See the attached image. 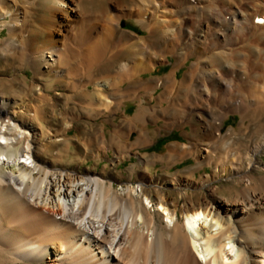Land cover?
I'll return each mask as SVG.
<instances>
[{"label":"bare ground","instance_id":"6f19581e","mask_svg":"<svg viewBox=\"0 0 264 264\" xmlns=\"http://www.w3.org/2000/svg\"><path fill=\"white\" fill-rule=\"evenodd\" d=\"M132 17L149 33L140 35L124 28L123 22ZM5 28L8 35L3 38ZM69 37H74V43L68 42ZM21 45L38 78L57 73L58 81L73 86L66 81L68 77L97 74L95 88L80 80L81 89H75L87 94L90 108L103 114L105 121L112 119L119 135L118 131H124L128 137L132 126L118 129L116 117L124 116L122 122L131 123L134 118L120 111L126 97H138L142 88L158 86L176 95L191 91L188 94L196 100L203 95L202 103L233 102L239 113L245 117L253 113L252 119L264 125V96L258 94V86L264 87V0H0V52L9 59ZM170 55L185 57V63L195 57L180 82L178 67L163 79L140 82L143 72L157 69L150 58ZM105 64L108 71H103ZM238 69L243 81L225 82L224 75L235 79ZM4 74L1 87L11 90L20 82L13 68ZM219 86L232 101L218 100L211 93L219 91ZM31 89H40V108L26 107L18 98L0 94V264H264V175L252 171L255 156L250 157L248 168L221 173L235 176L238 182L230 196L181 205L164 194L162 187H189L193 182L183 175L135 180L130 173L117 186L119 174L114 166L124 155H107L113 166L110 171L111 164L101 171L55 161L52 156L59 154L55 149L70 137L45 131L35 122L36 115L45 116L54 109L55 100L42 86ZM56 94L64 96L60 90ZM177 99L168 100L166 113L176 109ZM159 104L141 102L139 118ZM197 109L192 110L194 122L189 121L196 139L215 133L214 137L221 138V131L213 129L214 119ZM77 139L83 155L85 140L80 133ZM115 141L119 146L123 143ZM88 142L93 145L95 137ZM204 143L195 144L194 157L206 162L210 152ZM117 144L111 143V148H118ZM177 145L170 144L169 152L181 160L185 155L181 148L176 150ZM263 146L264 140L253 155ZM226 156L235 159L238 154L229 151ZM142 163L146 164L143 157ZM143 197L165 214L166 222L156 218Z\"/></svg>","mask_w":264,"mask_h":264},{"label":"rangeland","instance_id":"374dc122","mask_svg":"<svg viewBox=\"0 0 264 264\" xmlns=\"http://www.w3.org/2000/svg\"><path fill=\"white\" fill-rule=\"evenodd\" d=\"M129 1L133 2L134 0ZM123 27L131 31L136 30L134 32L140 35L149 33L137 23L135 17L127 20V23L124 21ZM7 35L8 29L5 28L2 32V37L5 38ZM73 38L69 37L68 42L74 43ZM22 41L25 42L26 37H23ZM113 45L114 43L111 44L110 48H112ZM260 45L263 44L260 43ZM22 46L23 45H21L19 50L13 56H10L9 59L7 58L8 60L2 56L0 52V78L6 75L4 72L7 68H13L20 75V82H15L14 85L10 87L12 88L11 90L0 86V94L11 96V98H18L21 104L29 108H36L43 103L40 89L32 90V87L36 88L42 86L46 95L51 94L54 96V109L48 112L45 116L36 115L34 120L45 131L52 130L55 132L53 133L55 135L57 134L62 137L68 135L70 137L69 140L60 143L55 149V153L59 154L52 156L61 166H72L79 169L94 168L101 171L109 170L113 166L107 155L117 158V156L122 154L124 156L120 157L124 159L121 161L118 160V164L114 166V170L119 174L116 176L119 180L116 181L117 186H120L118 183L120 180L128 179L130 173L134 176L135 180L144 176H152L154 178L160 176L161 178H164L172 176L179 177V175H183V179L193 182L189 187L182 185L179 186L178 184L162 187L164 188L162 189L164 194L165 192L166 194L169 193L175 199L179 200L181 205L191 204V202H196L198 199H205L207 197H224L233 194V187L238 185L236 177L231 176L230 174H224L221 176V173L223 170H229L231 168H248L251 162L250 157L252 156H255V162H253L254 164H251V166H253L252 171L256 172L255 174L259 175V177L264 175V146L260 152L253 155L263 143L264 125L258 124V120L252 119L253 117L250 115L253 113H250L247 117L243 115L244 112L239 113L237 109L232 107L233 102L230 104L222 102L221 99L223 98H229L230 101H232L231 97H227L222 93L223 91H227L225 88L219 86V91H211L218 100H221L218 101V104L216 105L211 104L210 102L202 103L203 95L197 97L196 100L192 93L188 94V92L191 91H184L182 94L176 95L174 91H165L161 86H158L156 89L148 88L147 90L142 88V91H139L138 97L136 95L126 97L127 99L122 103V110L120 111H124L125 115L134 118H132L131 123L128 121L122 122L124 116L116 117L118 122L115 126L118 129L124 127V124H126L127 127L132 126L127 129H130L129 137L134 144L133 147H131L132 141L128 139L127 134H117V131L114 130L115 127L112 125L113 123H111L112 119H110V121H105L103 114H98V110L90 108V102L86 101L89 99L87 94L79 93L77 91L78 89H75H81L79 85L80 80V82L89 83L90 88H95L94 83H96L95 77H97V74L94 73L93 75L92 72L90 74L83 72L80 77H68L66 81L69 83L73 82V86L58 81V78L60 77L57 73H52L51 76L40 75L38 78L34 71V67L30 62L29 55L25 52ZM184 59L185 57L181 59V55H170L168 58L163 56L154 57L153 60L150 58L149 61L151 62V65L156 64L157 69L143 72L145 78L140 82L146 83L149 81L151 82L153 78V80H155L157 78L163 79L164 77H168L172 70L177 67L176 79L180 82L195 62V57H191L186 63L184 62ZM106 65L107 64L103 67V71L109 70L106 68ZM118 66L119 63L117 62L114 68H117ZM238 72L239 76L235 79H231L228 75H224L223 78L225 79V82H231V80L242 82L243 75L241 74V70L238 69ZM74 79L77 80L73 81ZM174 79L175 76L171 78L172 81H175ZM198 82H200V80H198ZM141 83H139V85ZM134 86H136V84ZM150 86L153 87V84H150ZM258 89H260L258 94L264 96V87L258 86ZM58 90L62 91V94H64L63 97L56 94ZM76 93L82 98L76 95ZM243 93V91L240 92L241 95ZM175 96H178V101H174L178 103V106L175 107L176 109H172L166 113L165 109L169 104L168 100H174ZM131 97H133V99H131ZM80 99H84V101L81 102ZM208 100H210L209 97ZM141 102L142 105L150 106L158 103L160 104L158 107L150 108V113L147 112V114L140 119L138 113ZM205 105H208L209 108L204 109L206 108ZM193 108H199L206 116H211L215 121L213 123V125H215L213 129L216 130L215 132L219 133L221 131L220 133H222L220 134L221 138L214 137L213 135H216L215 133L211 134L205 140L201 139V144L205 142L208 147L206 152H208V150L210 152V159L209 161L207 159L206 162L192 157L193 154H188L195 152L194 145L197 143L196 136L192 132L193 125L191 122L189 123V121H192V123L194 122L192 119ZM199 109L197 110L199 111ZM157 110H160V112ZM231 110L236 112V116ZM54 115H57L58 119L54 118ZM146 117L148 118L147 120L145 119ZM261 119H264V115ZM67 129L70 130L67 131ZM104 132H106V134H104ZM77 133H80L82 142L85 140L83 142L85 144L83 149L87 148L85 151L88 152H85L83 155H81L82 151H79L80 147L78 148V146H76L78 142ZM139 133L143 134L141 135ZM224 134H227L225 138H223ZM91 136L95 137V142L93 144L94 147H105V145H107L106 148L108 149L102 148L99 158L96 157L97 152L93 154L91 146L87 144V140ZM105 136L107 138H105ZM120 137L124 144L121 142L122 145L118 146V148H111V143H116L115 140L121 139ZM112 138H114V141H112ZM135 139L137 140L135 141ZM226 141H229V143L225 144ZM184 143L189 145L187 147H182ZM170 144H178L176 149L180 151L181 148L182 154H184L185 157L188 154L187 157L178 160L179 158L177 156H173L169 152ZM220 145L222 148H219ZM108 150L110 152H108ZM229 151L235 152L238 156H236L235 159L234 156L229 158L226 156L225 158L224 154ZM141 157L146 161V164H141ZM239 157H241V159ZM79 159L82 161L80 162ZM211 160L212 164L209 163ZM217 162H219V164H217ZM106 164L111 165L106 169ZM216 164L218 167H216ZM258 169L260 171H258ZM217 175H220V177H216ZM188 176L191 178H187ZM135 184H138V182H135ZM153 192L154 194L156 193L155 189H153ZM185 192L187 194H185ZM143 198L148 209L155 214L156 218L160 222H166L167 219L165 214L158 211L155 206L147 204L146 198ZM179 210L180 216L184 215L181 206H179ZM185 218L186 216L184 215V220ZM181 219L183 220L182 216Z\"/></svg>","mask_w":264,"mask_h":264},{"label":"crops","instance_id":"0c3cea01","mask_svg":"<svg viewBox=\"0 0 264 264\" xmlns=\"http://www.w3.org/2000/svg\"><path fill=\"white\" fill-rule=\"evenodd\" d=\"M118 132H120V133H123L124 131H118ZM128 139H130L131 140V138L128 136ZM89 140V139H88ZM88 140H87V144L89 143L88 142ZM123 140L122 139H119V142L121 143ZM132 141V140H131ZM198 141H201V140H197V143L196 144H198ZM116 144H117V141H116ZM90 146H91V148H92V151H93V154L95 153V152H97V156H100L101 155V150H102V148H105V149H107L106 148V146L107 145H105V147H94L93 145H91V144H89ZM118 145V144H117ZM119 146V145H118ZM117 147V146H116ZM194 147H195V145H194ZM195 149H196V147H195ZM177 150V149H176ZM115 151H116V148H115ZM114 151V152H115ZM129 151V150H128ZM179 151V150H178ZM88 152V151H87ZM86 152V153H87ZM127 152V151H126ZM125 153V152H124ZM188 154H193V153H188ZM187 154V155H188ZM122 155V154H121ZM187 155H186V157H187ZM96 156V155H95ZM185 157V158H186ZM192 157H194V154L192 155Z\"/></svg>","mask_w":264,"mask_h":264}]
</instances>
